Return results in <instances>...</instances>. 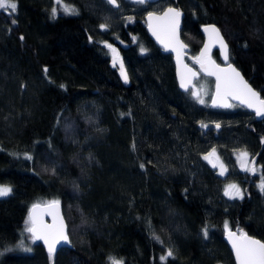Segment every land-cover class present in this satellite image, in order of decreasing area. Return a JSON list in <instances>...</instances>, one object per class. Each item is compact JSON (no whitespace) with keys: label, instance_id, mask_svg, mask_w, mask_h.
I'll return each instance as SVG.
<instances>
[{"label":"trees","instance_id":"obj_1","mask_svg":"<svg viewBox=\"0 0 264 264\" xmlns=\"http://www.w3.org/2000/svg\"><path fill=\"white\" fill-rule=\"evenodd\" d=\"M14 1V12L0 9V184L11 186L0 197V264H235L226 229L264 243V118L181 91L145 23L148 11L177 6L196 68L201 27L215 24L264 98V0H62L75 12L55 15L54 0ZM211 150L223 176L205 159ZM232 182L241 198L224 196ZM53 200L72 247L49 254L27 213Z\"/></svg>","mask_w":264,"mask_h":264},{"label":"water","instance_id":"obj_2","mask_svg":"<svg viewBox=\"0 0 264 264\" xmlns=\"http://www.w3.org/2000/svg\"><path fill=\"white\" fill-rule=\"evenodd\" d=\"M107 1L109 2V0ZM109 4L113 7H116L118 2L116 1L115 5H113L110 2ZM169 9H173L180 13V16L178 17V26L175 27L174 32H173L174 18L172 14L169 13L167 17L165 16V13H167ZM150 14H151V17H150ZM182 21H183V12L175 5H168L162 11H159V12L148 11L145 15L146 31L148 33V36L153 41V43L161 49L163 53L170 54L172 57L175 79H176L178 88L183 92H188L192 88L195 80L199 77L200 73L205 76H210L214 80L213 91L211 93L209 103H208V106L210 108L225 109L228 107L223 106V104L226 103L228 105H231L232 103H235L247 109L248 111L252 112L256 120H262L264 118V115L258 116L256 114V107H259V104L255 99H252V103L255 105V107L250 108L247 106V103H242V100L250 99L246 94L242 92L238 93V95L240 96V98L238 99V98H234L233 95H225L224 89L222 88L221 96L220 97L217 96V89H216L217 77L216 75H210L209 71H216L217 70L215 68L216 65H218L220 69H226V70L229 68V65H231L232 68L236 69V71L240 73L244 81L247 82L248 86L254 92L258 94L259 100H264V98L261 97L259 91L255 89L249 83V81H247V79L241 73V71L233 63L229 61L228 45L219 27L211 23L205 24L201 27L203 41H202L201 46L199 47V50L196 56V61H197V68H196L186 61L188 45L181 38ZM209 26H214L216 29L219 30L220 37L223 38L224 44L227 45V54H228L227 60L224 59V49L221 47L220 43L217 41L215 35L214 34L210 35L209 32L205 31V28ZM206 46H207V51H205ZM213 51H217L220 62H217L214 59L212 55ZM202 53H204L203 56H201ZM198 57L200 58V61L197 60ZM201 63H203L204 67L201 66ZM205 69H207V71ZM123 72L127 75L125 69H123ZM193 73H195V75H193ZM220 75L223 79V77L229 76L231 75V73L230 71H227L224 73H220ZM182 76L184 78V83L186 87H181V77ZM214 100H216L215 104L213 103ZM217 125L218 124H216L215 126L216 130L219 129ZM27 217L30 223L29 227H31L33 222H35L37 230L41 232V234H47L49 237V240L53 238L60 224L61 223L63 224V231H64V234L67 236V240H59L55 244V251L51 254H54L56 251H58L62 247H72V244L70 242V238L68 235L67 222L63 214L62 205L58 200H53L49 202H36L32 204L28 210ZM229 231L235 234L234 239L236 240L238 244H243L244 240L241 236L242 233H239L235 231L234 229H226L224 231L223 239L232 253L235 264H238V261L236 259L235 249L232 246V240L229 239ZM29 234L34 239L33 233L29 232ZM243 234H246V236L252 240H258L261 243H263L261 239L253 235H250L248 233H243ZM34 240L37 243H40L41 246L44 248V250L47 253H49V245L44 242V239H34Z\"/></svg>","mask_w":264,"mask_h":264},{"label":"snow or ice","instance_id":"obj_3","mask_svg":"<svg viewBox=\"0 0 264 264\" xmlns=\"http://www.w3.org/2000/svg\"><path fill=\"white\" fill-rule=\"evenodd\" d=\"M58 3L61 2V0H57ZM110 3L113 5L116 4V0H109ZM140 3H144L145 0H139ZM4 8H10L13 12L17 8V4L14 2V0H0V9ZM64 11L73 14L75 12L74 9H71L67 6L64 7ZM56 9H53V14L55 15ZM169 13L172 14L174 20H173V32L175 30V27L178 26V17L180 16V13L173 10L169 9L167 13H165V16L167 17ZM151 17V14H150ZM15 23V21H13ZM206 32H209L210 35L214 34L217 41L220 43L221 47L224 49V59H228V54H227V45L224 44L223 38L220 37L219 35V30L216 29L214 26H209L205 28ZM155 34V32H154ZM159 38V37H158ZM23 39V37H21ZM109 47H111L109 45ZM113 51H115L113 49ZM205 51H207V46L205 47ZM204 53L201 54L203 56ZM198 61H200V58H197ZM214 63V62H213ZM201 66L204 67L203 63H201ZM217 69L216 71H209L210 75H216L217 77V96H221V90L222 88L224 89V94L225 95H233L234 98H240L238 93H244L246 94L250 99L248 100H242V103H247L248 107H255V105L252 103V99H255L259 107H256V114L258 116L264 115V100H259L258 94L254 92L247 84V82L244 81L243 77L240 75L236 69L232 68L231 65H229V68L226 69H220L218 65L215 66ZM207 71V69H205ZM47 71V69H45ZM230 71L231 75L221 77L220 73H224ZM121 74L124 76L125 81L127 80V75L123 72V67L121 66ZM195 75V73H193ZM181 87H186L184 83V78L183 76L181 77ZM193 95H196L199 98V93H193ZM204 101L200 99V103H203ZM213 103H216V100L213 101ZM225 107H230L231 105L228 104H223ZM219 127V125H217ZM213 153H210L209 156L214 155ZM247 156V153H241V158L243 159L244 157ZM206 159L208 157H205ZM215 166V165H214ZM245 165L242 164V167ZM143 167V165H142ZM222 173L223 174V165H221ZM254 171V169H252ZM262 190H264V185H261ZM11 192V188L6 187V186H0V197L2 196H7ZM226 195H234V196H241L242 194L239 190V188L236 185H229L228 189L226 190ZM56 203V202H54ZM35 207V206H34ZM227 227V226H226ZM27 231L33 233L34 239H44V242L49 245V253H53L55 251V244L59 240H67V236L64 234L63 231V224L61 223L59 228L57 229L55 235L51 240H49V237L47 234H41L37 230L35 222H33L32 226L27 229ZM205 235H207V232L205 231ZM235 234L229 231V239L232 240V246L235 249L236 253V259L238 261V264H264V243H261L258 240H252L246 236V234H241L244 243L243 244H238L236 240L234 239ZM169 256L172 255L171 252L168 253ZM163 259V258H162ZM113 264H121L120 261H115L113 260Z\"/></svg>","mask_w":264,"mask_h":264},{"label":"rangeland","instance_id":"obj_4","mask_svg":"<svg viewBox=\"0 0 264 264\" xmlns=\"http://www.w3.org/2000/svg\"><path fill=\"white\" fill-rule=\"evenodd\" d=\"M54 1H55L56 13L57 12L67 13V12L64 11V7L65 6L73 9L72 7H70L69 5H67V4H65L63 2L58 3L57 0H54ZM116 1L119 2V0H116ZM132 1L140 3L139 0H132ZM14 2L16 3V1H14ZM147 2L148 1L145 0L144 3H140V4L147 5ZM4 9L7 10V11H12L10 8H4ZM213 83L209 84V82L205 81L204 79L203 80L200 79L199 82H194L192 88L189 91H190V93L192 95H193V93H199V98L196 95H193L199 101H200V99H202L203 101H206V97L208 96L207 102L209 103V99H210L211 93L213 91ZM210 153H213V150H211L210 152H208L205 155V157H208L207 160L210 159L211 161L214 162L213 165H215L216 173L218 175H220V176H223L226 173V170H227L226 169V166H225V163L223 162V160H222V158L220 156H216V152L215 151H214V155L209 156ZM241 153H247V156L242 159L241 158ZM234 156H235L237 165H238V167H239L240 170H247V169H249L248 152L246 150H238V151H235ZM242 164H244L245 166L242 167ZM221 165H223V174H221L222 173ZM256 171H257V173H260L259 169H257ZM229 185H236L239 188L241 194H243L242 193V189L240 188L239 184L238 183H235V182H232V183H227L223 187V192H224L223 194H224V196L227 197V198H241V196H234V195H226L225 194L226 193V190L228 189V186ZM0 186H6V187L11 188V186L10 185H7V184H0ZM2 197H5V196H2ZM29 226H30V223L28 224L27 229L29 228ZM153 237L155 238V240L157 241V243H159L160 248L164 249V253L165 254H168L169 252H171L169 250V248L167 247V245H166L167 243L164 242V239L162 238L161 235H159V233L157 231H154L153 232ZM31 239L34 240L32 237H31ZM19 245H21L22 247H24V248H22V250L30 251V248H26V246L22 245L21 243Z\"/></svg>","mask_w":264,"mask_h":264}]
</instances>
